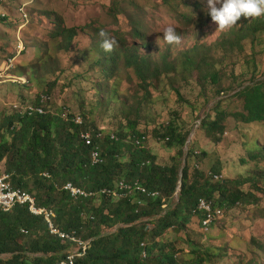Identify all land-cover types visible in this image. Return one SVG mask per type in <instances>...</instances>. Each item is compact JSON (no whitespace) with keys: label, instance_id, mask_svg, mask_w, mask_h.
I'll return each mask as SVG.
<instances>
[{"label":"rangeland","instance_id":"374dc122","mask_svg":"<svg viewBox=\"0 0 264 264\" xmlns=\"http://www.w3.org/2000/svg\"><path fill=\"white\" fill-rule=\"evenodd\" d=\"M3 5L10 21L0 20V123L38 105L37 98L47 93L51 111L68 107L83 113L88 129L117 136L128 121L135 123L161 165H171L176 156L182 169L189 156L190 173L202 171L208 179L210 172L218 174L213 182L255 178L256 186L233 184L253 194V203L227 209L209 231L192 217L185 229L166 232L164 241L179 250V264H264V123L235 116L250 113L238 92L264 83V27L241 17L217 31L205 11L207 0H3ZM24 5L26 19L20 13ZM46 10L54 11L51 20L40 18ZM167 24L175 26L179 44L164 40ZM62 27L75 29L65 44L50 37ZM102 30L116 40L111 52L101 47ZM127 55L140 65L147 60L143 77L134 61L128 65ZM217 112L226 116L223 133L216 134L220 141L213 142L200 123L213 121ZM171 127L186 137L184 147L163 140ZM179 193L165 211L175 208ZM113 231L103 229L102 235Z\"/></svg>","mask_w":264,"mask_h":264},{"label":"trees","instance_id":"16d2710c","mask_svg":"<svg viewBox=\"0 0 264 264\" xmlns=\"http://www.w3.org/2000/svg\"><path fill=\"white\" fill-rule=\"evenodd\" d=\"M1 20L10 21L8 17ZM248 21L249 24L254 22L258 29L264 27V16ZM73 35L74 28L62 27L50 37L51 40L64 39L65 44ZM132 61L143 77L148 68L147 60L140 65L137 58L127 55L128 65H133ZM42 95L48 96L47 93ZM238 96L247 100L250 113L235 116L245 123H264V83L247 86ZM40 97L37 98L39 104ZM49 103L50 97L42 105L44 107L41 106L45 108L43 113L18 111L3 118L0 164L4 163L3 172L10 175L15 188L28 191L36 197L40 207L55 212L52 222L56 228L74 231L81 240L91 241L86 255L76 264H179V250L164 241V234L169 230L185 229L192 217L199 218L204 228L205 214L197 210L199 199L212 200L225 212L240 203H253V194L233 184L253 182L256 186L255 178L213 182L211 178L218 174L210 172L208 179L202 171L190 173L189 156L182 169L176 156L171 159V165H161L155 152L145 146L148 135L136 130L135 123L128 121L129 127L117 136L105 134L101 129L90 126L88 129L83 113L80 125L75 122L77 115L71 109L68 108V118L63 119L50 110ZM225 116L224 112H217L213 121L200 123L213 142L220 141L216 134L223 133L221 126ZM129 129L132 130L130 134ZM83 131L91 133L92 145L82 138ZM161 135L169 147L185 146L186 137L174 127ZM92 152L98 153L96 163H93ZM181 156L183 151L179 150ZM121 181L128 185L137 183L147 193H133L127 199L115 198L112 194L73 198L62 188L70 182L87 192H100L115 190ZM178 188L177 205L165 211L166 202L173 198ZM149 193H159V197L152 199ZM103 229L114 231L102 235ZM75 248L74 243L52 234L45 218L32 214L28 206L17 205L12 211L0 214V264H59Z\"/></svg>","mask_w":264,"mask_h":264},{"label":"built area","instance_id":"2783aa9c","mask_svg":"<svg viewBox=\"0 0 264 264\" xmlns=\"http://www.w3.org/2000/svg\"><path fill=\"white\" fill-rule=\"evenodd\" d=\"M2 1L0 0V20L2 18L8 17V13L4 9V5L2 6ZM20 13L22 14L23 18H29V13L27 11L26 5L22 6L20 9ZM12 62V60H10ZM12 67V66H11ZM10 68V67H9ZM7 68V69H9ZM17 79L20 80V84H25L24 78L18 77ZM26 79V78H25ZM12 81H16V79L13 78ZM46 100H49L48 96H41L40 97V106H31L30 108L27 107L25 112L19 111L21 113H29L32 114L33 112L43 113L45 108H42V106ZM42 106V107H41ZM70 110V109H69ZM68 107H62V111L58 112L57 114L62 117L63 119L68 118L69 113ZM71 112V111H70ZM75 122L78 124H82L83 120L80 115H77L75 117ZM101 136V134L99 135ZM113 137V136H112ZM82 138L86 140V144L92 145V136L90 132L83 131ZM92 159L93 163H96L99 161L98 153L92 152ZM45 176L49 177L48 174H45ZM215 179H219L220 176L214 175ZM11 177L9 174L5 172L0 173V214L6 213L12 211V209L17 206H28L31 213L36 216H43L48 223L50 232L54 235H58L61 239H66V241H70L76 245L75 251L70 253L63 261H61L59 264H76V261L78 259L83 258L88 249L90 248V242H85L78 238L76 236V232H65L61 231L60 229L56 228L52 222V219L55 217V212L52 209H48L45 207H40L37 203L36 197L29 193L28 191L21 189V188H15L11 181ZM63 190L69 192L71 197L73 198H91V197H97L98 194H112L113 197L119 198V199H127L130 198V196L133 193H142L146 194L145 188H143L141 185L135 183L134 185H128L124 183V181H121L118 183L115 190L110 189H103L100 192H87L80 187L74 186L72 183L68 182L64 184L62 187ZM179 189H177V192ZM141 195V194H140ZM152 199H156L159 197V193H149L148 195ZM138 205H141V202H138ZM164 208V207H163ZM197 210L200 212H204L205 218L203 220V226L206 231H209L212 227V225L219 219L223 218L225 216V210L221 207H216L214 201L207 200L204 198L199 199ZM150 227L147 228L149 230ZM142 248L144 249V244L142 245ZM147 253L143 252V257L146 258Z\"/></svg>","mask_w":264,"mask_h":264},{"label":"clouds","instance_id":"9594fccd","mask_svg":"<svg viewBox=\"0 0 264 264\" xmlns=\"http://www.w3.org/2000/svg\"><path fill=\"white\" fill-rule=\"evenodd\" d=\"M205 11L206 14L211 16L212 21L218 25L217 31H225L237 25L241 17L253 19L264 16V0H207ZM162 35L168 44H179L181 42V37L172 24H167L162 29ZM99 36L102 39L101 47L106 52H111L116 45V40L109 38L103 30L99 33Z\"/></svg>","mask_w":264,"mask_h":264},{"label":"crops","instance_id":"0c3cea01","mask_svg":"<svg viewBox=\"0 0 264 264\" xmlns=\"http://www.w3.org/2000/svg\"><path fill=\"white\" fill-rule=\"evenodd\" d=\"M50 13L49 15H44L45 13ZM54 11H52V10H46V11H44V12H42V14L40 15V18L41 19H47V20H51L52 18H49V16H51V15H55V13H53ZM51 24V23H50Z\"/></svg>","mask_w":264,"mask_h":264}]
</instances>
